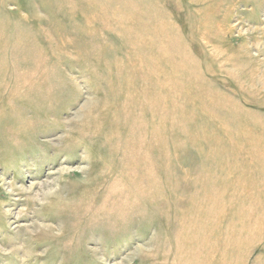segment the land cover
<instances>
[{
	"label": "rangeland",
	"instance_id": "374dc122",
	"mask_svg": "<svg viewBox=\"0 0 264 264\" xmlns=\"http://www.w3.org/2000/svg\"><path fill=\"white\" fill-rule=\"evenodd\" d=\"M0 264H264V0H0Z\"/></svg>",
	"mask_w": 264,
	"mask_h": 264
},
{
	"label": "bare ground",
	"instance_id": "6f19581e",
	"mask_svg": "<svg viewBox=\"0 0 264 264\" xmlns=\"http://www.w3.org/2000/svg\"><path fill=\"white\" fill-rule=\"evenodd\" d=\"M23 124V123H22ZM22 126V125H21ZM25 128H23V130H24Z\"/></svg>",
	"mask_w": 264,
	"mask_h": 264
}]
</instances>
